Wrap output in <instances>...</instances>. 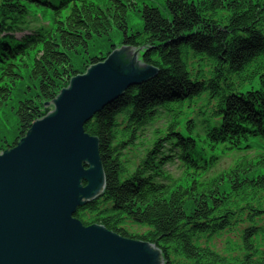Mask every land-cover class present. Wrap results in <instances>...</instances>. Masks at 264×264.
<instances>
[{"label":"trees","instance_id":"16d2710c","mask_svg":"<svg viewBox=\"0 0 264 264\" xmlns=\"http://www.w3.org/2000/svg\"><path fill=\"white\" fill-rule=\"evenodd\" d=\"M131 10L143 19L139 31L130 30ZM114 30L121 43L76 69L73 56ZM122 45L143 49L158 73L85 125L99 139L106 186L75 217L155 245L165 264H264V0H165L140 11L137 0H0V110L23 71L31 83L14 105L12 139L0 131V153L52 110L46 104L72 77ZM223 150H258L257 161L214 172ZM174 164L179 176L167 170ZM235 232L223 252L213 246Z\"/></svg>","mask_w":264,"mask_h":264},{"label":"water","instance_id":"95a60500","mask_svg":"<svg viewBox=\"0 0 264 264\" xmlns=\"http://www.w3.org/2000/svg\"><path fill=\"white\" fill-rule=\"evenodd\" d=\"M122 45L72 77L13 147L0 153V264H165L155 245L75 216L103 195L99 139L85 125L158 70Z\"/></svg>","mask_w":264,"mask_h":264},{"label":"rangeland","instance_id":"374dc122","mask_svg":"<svg viewBox=\"0 0 264 264\" xmlns=\"http://www.w3.org/2000/svg\"><path fill=\"white\" fill-rule=\"evenodd\" d=\"M102 3L105 4L106 0H100ZM191 2H195L196 0H190ZM165 0H137L138 3V9L139 11L143 9L144 5H151V6H163ZM35 12L40 14V16L47 22L53 23V20L50 18L52 15L48 11H42L39 9H35ZM128 22L129 27L131 31H139L143 27V19L141 17V14L136 11H129L128 14ZM20 37V35H19ZM123 34L118 33L116 30H114L111 34L110 40L107 38L102 39H95L90 43V47L88 48V51H79L75 56H73V61L75 64V68L79 70V68L86 63V61L89 59V57H94L97 55H100L102 52L106 53L109 51L110 44L113 41L115 45H119L122 41ZM120 47V46H119ZM118 47V48H119ZM86 72V71H85ZM29 73L30 71L25 70L23 71L22 80L18 85L19 93L16 95V97L11 100L7 105L4 106L2 110H0V131H4V134H7V137L9 139H12V133L16 131V122H15V116H14V110H15V103L20 98V96L25 91L26 87L29 89L31 87V83L29 81ZM30 91V90H29ZM164 125L162 123H158L155 125L154 128L149 129V131L144 135L145 141H148L145 143L146 145H150L151 140L153 139V133L152 131L156 128H163ZM143 151V148L138 150V154L136 153V157ZM217 164L214 168V172H220L225 169H228L232 166H234L238 161L245 160V159H251L254 162L257 160H254L255 157L258 155V150L256 151H241V152H230V151H218L217 152ZM167 170L174 176H179L180 172L176 164L170 165L167 167ZM258 175H264V167L258 168L257 170ZM130 230L135 234H141L144 231H146V228L140 227V226H134L130 227ZM237 232L225 234L221 237H217L214 242L213 246L217 248L218 251L223 252L226 248H228V245L230 242H237ZM135 240V239H134ZM138 240V239H136Z\"/></svg>","mask_w":264,"mask_h":264}]
</instances>
